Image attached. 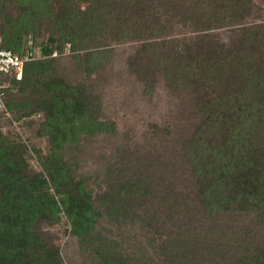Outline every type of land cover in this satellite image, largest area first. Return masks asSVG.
<instances>
[{
    "label": "rangeland",
    "instance_id": "374dc122",
    "mask_svg": "<svg viewBox=\"0 0 264 264\" xmlns=\"http://www.w3.org/2000/svg\"><path fill=\"white\" fill-rule=\"evenodd\" d=\"M250 1L254 10L246 24H264V0ZM3 10L1 23L6 14L19 13L13 0ZM211 34L227 45L238 41L227 28ZM173 35L190 41L195 33L176 25ZM52 36L59 38L45 16L22 38L40 51ZM108 37L87 39L73 50L74 44H64L50 65L28 69V82L4 81L0 146L25 164V175L48 180L56 200L44 167L59 169L65 175L61 191L80 188L92 207L86 227H73L64 211L53 221L36 222L32 230L43 248L29 250L30 264H239L240 257L264 246V228L255 214L208 215L202 209L184 150L200 123L191 90L156 72L145 91L129 66L140 42ZM94 51L106 54L89 59ZM51 80L83 93L91 104L85 116L104 125L72 136L55 159L48 158L54 148L46 124L50 111L42 106Z\"/></svg>",
    "mask_w": 264,
    "mask_h": 264
},
{
    "label": "trees",
    "instance_id": "16d2710c",
    "mask_svg": "<svg viewBox=\"0 0 264 264\" xmlns=\"http://www.w3.org/2000/svg\"><path fill=\"white\" fill-rule=\"evenodd\" d=\"M7 1L0 0V12ZM13 1L19 13L6 14V21L0 22L3 48L23 52L28 43L23 35L45 16L59 38H48L41 57L24 65L20 79L5 76L2 83L9 78L17 84L28 82V69L50 65L53 53L67 43L74 44L73 50L90 38L140 42L129 66L145 91L161 72L171 84L182 83L193 94L200 123L184 150L202 209L208 215L255 214L264 228V24H246L254 10L250 0ZM176 25L191 28L194 38L179 41L173 35ZM219 28L236 33L237 43L215 39L211 32ZM104 53L91 52L89 59ZM46 87L51 88L50 98L42 106L50 111L46 124L54 147L48 158L55 159L72 136L104 125L85 116L91 104L83 93L59 80ZM25 167L0 146V264H30L29 252L43 248L32 230L38 221H53L63 211L76 229L93 220L86 193L80 188L61 191L59 180L65 175L59 169L44 167L56 200L49 181L28 177ZM237 261L264 264V246Z\"/></svg>",
    "mask_w": 264,
    "mask_h": 264
},
{
    "label": "built area",
    "instance_id": "2783aa9c",
    "mask_svg": "<svg viewBox=\"0 0 264 264\" xmlns=\"http://www.w3.org/2000/svg\"><path fill=\"white\" fill-rule=\"evenodd\" d=\"M31 39L27 43V47L23 52H13L12 50L5 49L2 46V35L0 33V90L3 88L4 83L1 82L5 76H13L20 79L23 74V67L27 62L38 59L39 51L32 47ZM3 92L0 91V97Z\"/></svg>",
    "mask_w": 264,
    "mask_h": 264
}]
</instances>
